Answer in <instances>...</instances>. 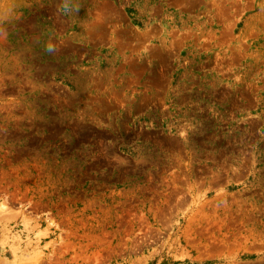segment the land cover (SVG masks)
Segmentation results:
<instances>
[{"label": "rangeland", "instance_id": "obj_1", "mask_svg": "<svg viewBox=\"0 0 264 264\" xmlns=\"http://www.w3.org/2000/svg\"><path fill=\"white\" fill-rule=\"evenodd\" d=\"M0 264H264V0H0Z\"/></svg>", "mask_w": 264, "mask_h": 264}]
</instances>
